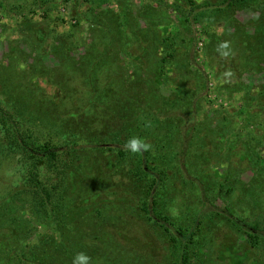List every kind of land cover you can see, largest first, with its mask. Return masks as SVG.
Wrapping results in <instances>:
<instances>
[{
	"label": "rangeland",
	"instance_id": "obj_1",
	"mask_svg": "<svg viewBox=\"0 0 264 264\" xmlns=\"http://www.w3.org/2000/svg\"><path fill=\"white\" fill-rule=\"evenodd\" d=\"M23 1L0 0V12L19 7L13 20L0 16V95L37 135L82 143L74 189L50 223L34 217L29 199L16 200L20 156L2 154L0 195L11 212L3 219H18L9 230L0 223V264H73L78 252L90 264H181V242L143 211L152 182L145 163L164 179L156 211L195 232L199 264H264V240L247 236L264 225V146H249L226 120L244 102L253 108L250 130L264 137V0H52L38 17L28 13L35 0ZM222 41L230 42L227 58L216 51ZM147 116L156 120L150 134ZM142 135L153 145L148 160L97 147ZM23 251L26 260L14 263Z\"/></svg>",
	"mask_w": 264,
	"mask_h": 264
},
{
	"label": "trees",
	"instance_id": "obj_2",
	"mask_svg": "<svg viewBox=\"0 0 264 264\" xmlns=\"http://www.w3.org/2000/svg\"><path fill=\"white\" fill-rule=\"evenodd\" d=\"M145 1L146 0L143 2ZM223 1L225 2L224 4H228L231 7L235 4H241L244 2V0ZM95 2L98 3L96 0H93V3ZM102 2L106 4L108 0H102ZM50 4H52V0H35L28 13L33 17H38L40 15L39 11H43L45 13L46 10H48L49 12L51 6ZM21 6H27L26 0L23 1V4L21 3ZM15 10L18 13L19 7L7 3V8L5 7V9H1L0 16L7 18V21L10 19L13 20L15 19ZM141 15L142 14H139V16ZM196 18L197 16L194 19ZM55 19L60 24H65L67 22L62 16H57ZM74 19L76 20V23H80L79 19ZM202 21H204L203 17ZM203 27L207 29L206 24H203ZM19 40L22 42V44L26 43V39L22 36ZM134 49H137V46H135ZM142 49L143 50H140V53H138L139 51L137 52L138 57L140 58H142L143 54L145 53L144 48ZM170 55H172L171 52L170 54L168 53L167 57ZM167 64L168 60L163 58L159 64V67L164 77L170 78L169 74H167ZM260 90L263 92L264 96V86H261ZM252 96L255 98L256 93H254ZM237 111V116L234 115V112L232 113V119H226L227 121L229 120L230 123L232 121L233 124L231 123V125L232 128L235 129V133H242L243 136L250 138V143L248 144L249 146L259 144L263 147L264 137H261V134L250 130L249 127L251 123H253V108L248 107L247 104L242 102L241 107L238 108ZM262 115H264V112ZM237 120L241 121L240 125L237 124ZM243 121L244 123H242ZM155 122L156 120L152 116H147V121L143 124L145 132L150 134L151 127L153 124H155ZM257 124H259L257 127L262 125L264 126L263 123ZM260 129H263V127ZM36 130H39L38 126L32 127V125L26 121V118H24L23 115L16 110H12L5 103L3 96L0 95V158L2 154L3 156L7 155L8 158H11V156L14 155H19L20 162L23 166V181L22 184L19 183L18 185L20 192L15 194L16 200L20 201L25 198L29 199V202L34 208V217H36V219H38L41 223L44 222L43 220L50 223V221L61 218L60 212L65 208V198L63 196L64 192L68 188L69 190L74 189L72 184L69 186V182L72 174L75 173L73 170L75 166L74 162L76 160L77 150L80 149L82 142L80 143L75 141V143L70 144L69 142L65 141V137H57L54 134L52 135V133H43L42 135H37L38 133ZM141 137L144 138L145 136L142 135ZM130 138L131 137H129V139ZM107 141L97 147L103 150V152L110 154V157L112 156L111 152H113V156H116L118 159L126 157L129 153L128 150L124 148L125 142L127 140L118 137L113 139V141ZM2 149L5 150L6 153H3ZM254 150L255 148L253 147V151ZM149 152L150 151H141V157H147L148 160ZM253 157L256 159H261L263 157V153H261V151L255 152ZM145 162L147 161L145 160ZM114 165L116 164L114 163ZM143 171L147 176L152 177V182L149 188L150 202L144 203L145 205L143 207V211L146 213V215H148L150 221H153L156 225L160 226V228H165V232H167V235H169L174 242H181L183 249L181 264H199V261L196 259L197 256L194 252L196 248H199L197 241L194 239L195 232H193V230L190 228H184L181 223L175 224L173 222H169L166 217L159 215V213L156 211V195L158 189L160 188V184L164 181L161 172H157L155 168L149 167L147 163H145ZM3 202L4 199H2V195H0V223L2 225L1 227L4 226L2 231L5 229L9 230L11 227L9 224L10 221H13L14 223V220L18 219L16 212L14 214L15 217H13L11 214L8 220L3 219L7 216L6 214L11 213L10 209L8 208L9 204H7L6 207L4 206ZM20 208L22 209V207ZM228 217L235 224H241L231 215ZM200 224L201 221L199 220L196 223L195 228L200 230ZM54 226L57 227L58 224ZM241 227L244 228V224H241ZM248 227L250 226L248 225ZM2 234L3 233L0 235ZM41 234L44 235L43 233H40L39 235L41 236ZM247 236L251 240V244H257V242L261 239L264 240V225L263 227H260L259 224L251 226L247 229ZM5 254L8 255V252H5ZM26 258L27 256L24 251L21 254L17 253V259L14 261V263H19L24 259L26 260Z\"/></svg>",
	"mask_w": 264,
	"mask_h": 264
},
{
	"label": "clouds",
	"instance_id": "obj_3",
	"mask_svg": "<svg viewBox=\"0 0 264 264\" xmlns=\"http://www.w3.org/2000/svg\"><path fill=\"white\" fill-rule=\"evenodd\" d=\"M216 51L222 58H227L231 55L230 42L222 41L217 45ZM226 77L232 75L231 71H227L223 74ZM124 148L132 153H139L141 151H149L152 145L146 141V139L133 136L125 142ZM91 258L84 252H78L73 258V264H90Z\"/></svg>",
	"mask_w": 264,
	"mask_h": 264
}]
</instances>
